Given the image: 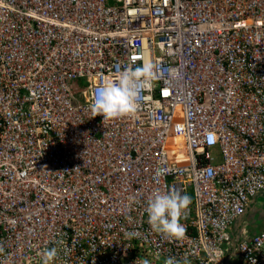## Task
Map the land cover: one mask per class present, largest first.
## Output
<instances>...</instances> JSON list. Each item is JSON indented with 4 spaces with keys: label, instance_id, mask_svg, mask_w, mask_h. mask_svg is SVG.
Returning a JSON list of instances; mask_svg holds the SVG:
<instances>
[{
    "label": "built area",
    "instance_id": "built-area-1",
    "mask_svg": "<svg viewBox=\"0 0 264 264\" xmlns=\"http://www.w3.org/2000/svg\"><path fill=\"white\" fill-rule=\"evenodd\" d=\"M109 1L0 0V264H264V227L231 231L264 193V0ZM145 60L138 113L94 116ZM157 189L191 198L184 237L148 223Z\"/></svg>",
    "mask_w": 264,
    "mask_h": 264
},
{
    "label": "clouds",
    "instance_id": "clouds-1",
    "mask_svg": "<svg viewBox=\"0 0 264 264\" xmlns=\"http://www.w3.org/2000/svg\"><path fill=\"white\" fill-rule=\"evenodd\" d=\"M160 70L151 60H145L139 66H127L115 78L105 79L92 93L90 110L94 116L101 115L103 119H120L138 113L140 105L148 100V93L157 80ZM169 76L178 79L179 69L169 70ZM133 199V203H134ZM191 198L176 191L161 192L155 190L147 200L146 213L148 223L153 230L180 239L184 237L186 229L181 223ZM129 238L137 235L126 232ZM42 264H52L57 256V249L51 248L42 253ZM144 264H149L147 260ZM165 264H177L169 257Z\"/></svg>",
    "mask_w": 264,
    "mask_h": 264
},
{
    "label": "crops",
    "instance_id": "crops-1",
    "mask_svg": "<svg viewBox=\"0 0 264 264\" xmlns=\"http://www.w3.org/2000/svg\"><path fill=\"white\" fill-rule=\"evenodd\" d=\"M251 213L249 218L248 214ZM264 227V193L257 195L249 203L247 211L232 227V235L252 236ZM237 260V259H236Z\"/></svg>",
    "mask_w": 264,
    "mask_h": 264
},
{
    "label": "rangeland",
    "instance_id": "rangeland-1",
    "mask_svg": "<svg viewBox=\"0 0 264 264\" xmlns=\"http://www.w3.org/2000/svg\"><path fill=\"white\" fill-rule=\"evenodd\" d=\"M109 3L112 4L113 2L110 0ZM80 83H81V81H80ZM70 86L72 87V84H70ZM80 91H81V86H77V87L75 88V90L73 91V95L75 96V98H76V100H77L78 103H82L81 96L79 95V94H80ZM250 215H251V213H249V214L247 215V216H248L247 218H249ZM236 259H237L236 257H232V258L230 259V263H231V264L234 263V261H235Z\"/></svg>",
    "mask_w": 264,
    "mask_h": 264
},
{
    "label": "bare ground",
    "instance_id": "bare-ground-1",
    "mask_svg": "<svg viewBox=\"0 0 264 264\" xmlns=\"http://www.w3.org/2000/svg\"><path fill=\"white\" fill-rule=\"evenodd\" d=\"M169 141H171V140H169ZM177 159H178V161L182 162L184 160L183 155H178Z\"/></svg>",
    "mask_w": 264,
    "mask_h": 264
}]
</instances>
